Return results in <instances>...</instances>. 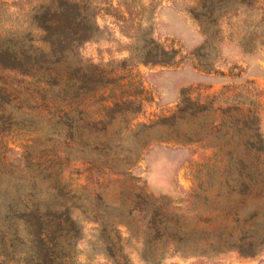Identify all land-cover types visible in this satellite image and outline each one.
<instances>
[{"label": "rangeland", "instance_id": "obj_1", "mask_svg": "<svg viewBox=\"0 0 264 264\" xmlns=\"http://www.w3.org/2000/svg\"><path fill=\"white\" fill-rule=\"evenodd\" d=\"M50 1L56 0H0V47H8V30L29 26L36 9ZM90 2L99 32L76 54L82 63L102 66L143 89L142 109L131 128L146 125L139 126L138 138L150 141L129 169L131 176L112 173L104 161L113 159L114 150L123 152L127 142L111 150L105 142L123 127L120 117L101 118L109 123L105 129L93 125L100 118L98 103L88 113L66 115L36 78L0 68V264H34L57 254L33 242L21 221L25 212L41 210L42 200L66 207L80 228L76 240L60 251L69 250L70 264H264V246L252 255L236 249L173 252L161 229L165 222L170 226V214L153 208L161 200L179 206L190 225L199 222L196 210L224 198L216 195L228 173L210 165L249 153L236 149L232 129L226 134L212 129L211 112L201 118L203 142L158 141L169 130L172 138L166 118L182 96L205 102L215 95L222 106L231 98L245 102L257 112L264 143V0L238 3L231 11L220 1L217 18L208 14L204 0ZM32 32L38 33L34 27ZM156 44L175 48L174 61L151 64L136 58L146 57ZM195 125L189 117L180 128L191 132ZM220 141L223 150L211 147ZM194 187L205 192L187 197ZM141 190L147 196H139ZM33 232L37 235L40 228Z\"/></svg>", "mask_w": 264, "mask_h": 264}, {"label": "trees", "instance_id": "obj_2", "mask_svg": "<svg viewBox=\"0 0 264 264\" xmlns=\"http://www.w3.org/2000/svg\"><path fill=\"white\" fill-rule=\"evenodd\" d=\"M220 1L231 11L238 3L249 4L254 0H204L208 5L204 3L203 7L209 9L210 16H215ZM90 4V0H56L40 5L31 15L29 26L8 30V47H0V68L36 78L41 89L50 92L49 100L66 115L77 110L88 113V107L98 103L95 111L100 118L93 120V125L102 124L105 129L109 123L101 118L120 117L123 127L113 133L115 137H106L105 146L110 150L124 142L127 146L121 147L123 152L114 150L113 159H106L104 164L112 173L131 176L129 169L150 141L140 142L138 138V128L142 124H136L134 130L131 128V121L142 109L143 89L131 79L123 80L102 66L86 65L78 58L76 49L99 32ZM194 17L203 24L197 14ZM32 27L37 29V34L32 32ZM145 55L136 58L142 63L169 64L177 56V50L156 44ZM106 91L108 94L104 95ZM220 103L221 99L215 95L205 102L182 96L175 111L166 118L172 128V138L170 130L166 137L157 136L158 141L201 143L206 139L201 118L211 112L212 129L222 134L232 129L238 141L236 149L249 152L247 157L238 155L234 160H218L210 165L220 174L235 175L233 178L225 176V181L220 184L216 198L223 193V199H215L194 212L199 222L190 225V217L180 212L179 206H170L161 200L156 202L155 210L170 214V226L165 222L161 229L163 235H168L173 252L209 254L236 249L252 255L264 246V143L259 133L258 115L240 100L231 98L226 106ZM189 117L196 120L194 130H181V122ZM103 132L107 135V131ZM241 145L244 147L240 148ZM211 147L224 149L221 141ZM199 191L202 194L205 188L194 187L186 196L197 197ZM138 194L147 196L142 190ZM42 204L37 212H25L21 221L29 229L28 237H32L33 242L35 240L45 248L52 247L57 254L36 259L34 264H70L69 250L60 251L76 240L80 228L66 207L47 200H42ZM35 227L40 228L37 235L33 232ZM53 234L54 239L51 238ZM115 237L119 239V236ZM145 259L154 261L150 256Z\"/></svg>", "mask_w": 264, "mask_h": 264}]
</instances>
